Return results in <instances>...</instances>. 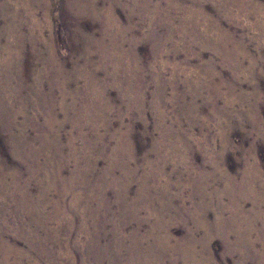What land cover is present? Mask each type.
Listing matches in <instances>:
<instances>
[{"label": "rangeland", "instance_id": "374dc122", "mask_svg": "<svg viewBox=\"0 0 264 264\" xmlns=\"http://www.w3.org/2000/svg\"><path fill=\"white\" fill-rule=\"evenodd\" d=\"M0 264H264V0H0Z\"/></svg>", "mask_w": 264, "mask_h": 264}]
</instances>
